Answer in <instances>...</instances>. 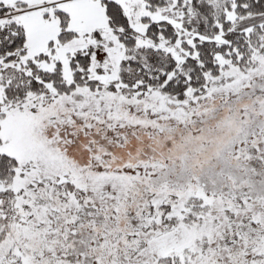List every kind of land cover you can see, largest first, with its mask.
Returning <instances> with one entry per match:
<instances>
[{
    "label": "snow or ice",
    "instance_id": "6c2138e0",
    "mask_svg": "<svg viewBox=\"0 0 264 264\" xmlns=\"http://www.w3.org/2000/svg\"><path fill=\"white\" fill-rule=\"evenodd\" d=\"M0 264H264V0H0Z\"/></svg>",
    "mask_w": 264,
    "mask_h": 264
}]
</instances>
